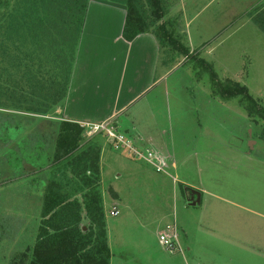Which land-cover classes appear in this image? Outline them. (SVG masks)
I'll return each mask as SVG.
<instances>
[{
  "label": "rangeland",
  "instance_id": "374dc122",
  "mask_svg": "<svg viewBox=\"0 0 264 264\" xmlns=\"http://www.w3.org/2000/svg\"><path fill=\"white\" fill-rule=\"evenodd\" d=\"M141 4L135 10L147 18ZM162 4V21L175 24L174 37L190 58L184 61L165 47L159 85L127 108L115 128L141 133V146L160 161L163 172L124 145L114 149L95 125L76 123L84 136L77 153L91 158L98 152L95 175L110 264H264V127L247 117L237 98H213L208 72L193 58L200 53L220 81L237 82L264 108V30L253 22L254 16L264 21V0ZM106 5L86 15L83 47L98 67L109 64L104 58L111 57L117 32ZM60 107L45 115L0 109V264H10L13 255L33 246L44 221L43 195L64 164L71 166L67 180L83 175L79 155L54 165L55 140L65 121ZM194 151L199 154L189 155ZM189 182L208 193L196 206H189ZM56 192L71 199L79 194L74 187ZM112 206L119 211L116 217L109 215ZM173 221L183 231L182 253L158 244L159 231Z\"/></svg>",
  "mask_w": 264,
  "mask_h": 264
},
{
  "label": "trees",
  "instance_id": "16d2710c",
  "mask_svg": "<svg viewBox=\"0 0 264 264\" xmlns=\"http://www.w3.org/2000/svg\"><path fill=\"white\" fill-rule=\"evenodd\" d=\"M96 1L126 11L123 28L126 41L151 32L159 45L160 56L166 47V52L170 49L183 55L184 61L190 58L174 37L175 24L162 21L163 0ZM88 2L0 0V109L45 115L63 105ZM138 4L146 7L150 16L145 18L137 13ZM253 22L262 24L264 30L263 17L254 16ZM193 58L195 65L208 72L213 98L224 102L237 98L247 117L254 123L258 119L264 127V108L245 87L230 79L220 81L211 65L200 58V53H195ZM79 126L67 121L60 124L55 140L56 167L59 162H68L80 154L77 152L84 136ZM79 156L78 162L85 165L83 175L73 182L67 180L71 169L68 163L56 173L52 182L55 185L43 195L44 221L33 246L13 255L10 264H110L95 175L98 152L91 158ZM84 171H90V175L85 176ZM65 187H74V192L79 194L71 199L67 193L56 192L57 188Z\"/></svg>",
  "mask_w": 264,
  "mask_h": 264
},
{
  "label": "crops",
  "instance_id": "0c3cea01",
  "mask_svg": "<svg viewBox=\"0 0 264 264\" xmlns=\"http://www.w3.org/2000/svg\"><path fill=\"white\" fill-rule=\"evenodd\" d=\"M105 5L89 0L86 15L93 14V9L97 7L105 9ZM106 6L109 9L108 16L113 18L117 29L110 42L114 51L112 50L111 57L104 58V61L108 60L109 64L107 66L102 64L100 67L94 66L84 50L85 32L90 22L87 21L85 15L66 98L59 109L62 108L61 114L67 122L95 126L108 122L118 128L116 123L125 114L127 108L145 96H150L155 91V87L159 85V80L162 77V75L161 77L158 75L160 48L151 32L139 34L131 41H126L123 38L126 11L111 5ZM103 35L107 36L108 34ZM113 63L118 66V73L116 67L114 70ZM121 134L131 140L133 145H137V148L140 147L144 150V146H141L144 141V138H141V133ZM146 150L148 149L146 148ZM191 154L198 155L199 153L194 151L189 153V155ZM197 168L198 171H201L200 164ZM187 186L199 193V199L194 200L195 206L200 203L204 194H208L204 189L195 188L196 186L192 183ZM185 195V197L190 196L186 192ZM239 208L241 207L239 206ZM241 209L248 211L247 208L246 210ZM178 230L181 239L183 231H180L179 227ZM189 249L186 247V250L189 251Z\"/></svg>",
  "mask_w": 264,
  "mask_h": 264
},
{
  "label": "built area",
  "instance_id": "2783aa9c",
  "mask_svg": "<svg viewBox=\"0 0 264 264\" xmlns=\"http://www.w3.org/2000/svg\"><path fill=\"white\" fill-rule=\"evenodd\" d=\"M94 130L104 131L105 138L108 139L109 144H112L114 149L123 148L122 146L128 148L134 157L142 159L149 165H151L157 173L163 172L160 166V161L155 158L153 153L149 150L140 151L132 145L129 139H127L123 134L116 132V128L110 124H100L93 127ZM145 151V152H144ZM119 211L116 206H112L109 215L111 217L118 216ZM158 244L160 247L164 248L169 253L179 252L182 253L183 249L180 245V233L177 228L175 221L166 224L158 235Z\"/></svg>",
  "mask_w": 264,
  "mask_h": 264
},
{
  "label": "water",
  "instance_id": "95a60500",
  "mask_svg": "<svg viewBox=\"0 0 264 264\" xmlns=\"http://www.w3.org/2000/svg\"><path fill=\"white\" fill-rule=\"evenodd\" d=\"M186 191H188L191 195L190 199H189V203L191 206H195L196 202L194 200H198L199 199V193L192 190V189H189V188H185ZM195 198V199H194Z\"/></svg>",
  "mask_w": 264,
  "mask_h": 264
}]
</instances>
